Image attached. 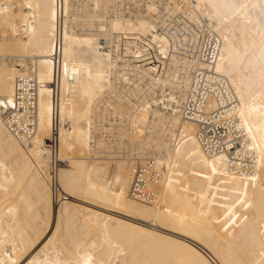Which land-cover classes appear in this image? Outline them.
I'll list each match as a JSON object with an SVG mask.
<instances>
[{
    "label": "bare ground",
    "instance_id": "6f19581e",
    "mask_svg": "<svg viewBox=\"0 0 264 264\" xmlns=\"http://www.w3.org/2000/svg\"><path fill=\"white\" fill-rule=\"evenodd\" d=\"M122 1L61 0L59 22L58 0H0V264H264V0H171L219 36L217 62L198 67L224 77L238 102L217 122L235 116L227 133L232 146L213 157L204 153L198 127L168 111L164 92L155 107L122 99L125 67L101 50L104 38L160 44L138 72L157 74L164 86L189 80L180 79L169 40L151 32L148 17L123 10ZM59 37L60 181L69 197L55 209L44 173ZM32 68L37 123L27 140V112L10 119L18 78ZM104 109L125 121L110 127L116 136L97 142L98 156L91 128ZM138 167L146 179L141 194L155 199L132 196Z\"/></svg>",
    "mask_w": 264,
    "mask_h": 264
},
{
    "label": "built area",
    "instance_id": "2783aa9c",
    "mask_svg": "<svg viewBox=\"0 0 264 264\" xmlns=\"http://www.w3.org/2000/svg\"><path fill=\"white\" fill-rule=\"evenodd\" d=\"M121 4L123 10L127 13L148 17L151 32L165 36L169 40V51L171 56L178 62L177 69L180 79L184 75L189 78L185 87L180 86L178 82L171 86L160 85L157 74L151 77L138 72V70L144 69L150 58L159 54L157 51L160 50V44L147 46L148 40L143 42L138 38L127 39L125 36L120 35L117 38L118 45H116L113 42L114 39L104 38L100 41L101 50L113 54L119 64L125 67V70L122 69L121 74L126 75L127 79L117 88L122 99L124 101L129 99L136 106L145 101V103L155 107V98L158 97L159 93L164 92L167 99H170L167 100L169 103L168 111H177L184 121L194 123L198 127L197 139L207 156L213 157L231 148L232 145L230 146L227 141V133L229 127L231 128L236 123L235 116L223 121L222 124L217 122L222 121L224 116L231 115L238 108L235 94L224 77L211 70L198 67L199 63L212 66L217 62L221 55L219 36L204 19L189 18L182 12L177 11L171 0H123ZM149 4L155 6V12L151 15L147 11ZM58 12L60 22L63 13L61 0H58ZM94 31V25H92V32ZM55 50L56 52L52 56L53 80L51 84L55 111L51 136L47 140V147L50 151L49 167L44 176L48 182L52 201L58 206L67 201L69 197L60 181V170L66 165V162L59 155L60 123L57 114V107L61 101L59 93L61 82L60 37L57 40ZM127 67L129 70H127ZM19 68L23 69L22 66H19ZM131 69L134 71H131ZM34 73L32 68L26 76L18 78L15 106L11 110L13 114L10 119L12 120L14 116H17L16 112L20 109L27 112L28 126L21 135L27 140L32 139L37 123V83L34 81ZM153 85H155L154 92L151 91ZM153 93H156V96H152ZM123 121H125L124 118L110 115L105 109L100 111V115L95 118L91 128L94 155L100 156L103 153L98 148L97 142L99 140L113 137V134L114 136L117 135V128L113 130L115 133L109 132L112 124L118 125ZM230 122L232 124H229ZM13 128L16 129V127ZM16 131L18 132V130ZM232 131H235V129H232ZM152 161L151 158L148 159L147 164L151 166L154 163ZM144 169L146 170V168ZM155 175H152L153 180ZM144 177L142 169L135 168L131 194L135 198L145 196L147 200L155 199L150 198V195H152L150 192L141 194L140 186L146 182Z\"/></svg>",
    "mask_w": 264,
    "mask_h": 264
},
{
    "label": "rangeland",
    "instance_id": "374dc122",
    "mask_svg": "<svg viewBox=\"0 0 264 264\" xmlns=\"http://www.w3.org/2000/svg\"><path fill=\"white\" fill-rule=\"evenodd\" d=\"M57 208V205H55V209Z\"/></svg>",
    "mask_w": 264,
    "mask_h": 264
},
{
    "label": "snow or ice",
    "instance_id": "6c2138e0",
    "mask_svg": "<svg viewBox=\"0 0 264 264\" xmlns=\"http://www.w3.org/2000/svg\"><path fill=\"white\" fill-rule=\"evenodd\" d=\"M8 103H11V101H8Z\"/></svg>",
    "mask_w": 264,
    "mask_h": 264
}]
</instances>
